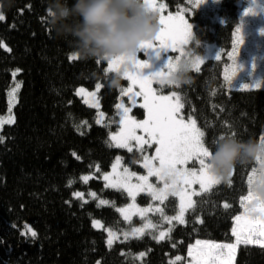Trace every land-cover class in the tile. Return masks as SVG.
<instances>
[{
	"label": "trees",
	"instance_id": "trees-1",
	"mask_svg": "<svg viewBox=\"0 0 264 264\" xmlns=\"http://www.w3.org/2000/svg\"><path fill=\"white\" fill-rule=\"evenodd\" d=\"M164 1L169 11L189 6L188 0ZM237 1L219 0L199 10L190 6L194 12L186 14L193 25L189 47L195 53L209 43L223 52L231 47L238 24ZM3 2L12 6L0 8L6 16L0 21V41L10 49L0 48V116L7 109L13 73L20 89L15 122L0 131L4 138L0 264H170L194 240L229 241L233 218L242 211L241 197L248 192V175L257 167L254 163H238L231 176L195 197L184 223L175 226L168 238L155 241L146 234L107 245L105 227L130 225L124 224L117 210L127 197L105 187L102 175L118 154L129 169L138 161L135 152L125 153L110 139L119 91L127 81L123 78L119 88H110L107 62L69 59L74 53L70 38L57 37L48 25L49 0ZM225 62V58L207 61L199 70H191L190 84L166 88L180 96L182 113L194 117L204 132V145L212 150L221 135L246 141L260 140L264 134V90H230L223 78ZM97 83L102 85L97 92L104 114L101 124L96 122V110L76 94L78 88L91 90ZM82 176L93 178L85 183ZM77 192H82V199L74 196ZM99 200L108 204L99 205ZM164 207L175 212V198H167ZM94 220L102 227H93ZM29 228L37 233L35 238ZM234 264H264V247H239Z\"/></svg>",
	"mask_w": 264,
	"mask_h": 264
},
{
	"label": "snow or ice",
	"instance_id": "snow-or-ice-1",
	"mask_svg": "<svg viewBox=\"0 0 264 264\" xmlns=\"http://www.w3.org/2000/svg\"><path fill=\"white\" fill-rule=\"evenodd\" d=\"M203 0H189L192 9L197 7ZM146 5L153 11L158 13L160 29L154 41L143 42L138 49L158 48L172 52H180L183 54L184 46L187 45L191 35L190 25L188 20L183 15L178 13L173 16L169 14L167 17L159 15L166 7L164 4H157L156 0H145ZM29 9L31 5L27 6ZM22 11V10H21ZM184 11L191 12V9ZM251 9L246 10L248 14ZM6 16L0 11V21H4ZM264 34V33H262ZM234 35L236 40L234 45L237 47L233 51L228 52L230 60L236 58L238 46L243 43L240 28L237 27ZM0 48L10 51L7 46L0 41ZM178 57L174 59L167 57L163 70L156 71L150 75H143L141 69L148 67L147 63L137 59L134 52L131 57H117L108 62L106 72L120 71L122 64L130 63L131 67L123 71V78L130 82L127 88H120L122 96H127L132 106L136 105V97H142L143 103L139 106L146 110V119L137 122L129 113L131 107H126L123 103L117 104L119 110L120 129L116 134L110 135V139L115 143L117 148H129L131 150V142L135 141L137 148L144 151V146L152 147L155 145V155L144 156L143 167L147 169V175L137 176L134 172H129L127 168L123 172L117 171L120 164V157H117L116 163L113 164L112 173L103 174V180L106 182V187L115 189H124L128 196L132 198L133 203L127 208L117 209L124 217L125 221H129L132 215H140L145 217L146 213L155 211L160 213L162 220L166 223H171L173 220L184 223V213L186 209L194 207L193 196L200 195L199 192L191 191L192 186L199 184L201 192H208L214 185L220 183V179L211 175L208 171V159L211 155L209 149L203 143L204 132L196 126V121L188 117L187 122L182 116L181 109L184 107L180 96L173 92L171 96L159 95L152 84L157 80L163 81L171 76L176 70ZM78 56L73 53L69 56L70 60L77 59ZM220 59V54L216 56ZM204 60L196 56L191 64L192 69L199 70V65ZM99 63V62H98ZM19 70H17L18 72ZM15 76L16 73H13ZM236 75V66L225 69L224 79L229 83ZM102 87L97 83V92ZM259 87V85H241V88ZM20 84L17 83L10 95V105L16 99V92L19 90ZM138 88V91H134ZM85 94L87 97L85 102L91 107H98L96 92L85 93L83 88L77 90V95ZM103 115L102 113L100 114ZM15 122L14 116L11 115V106L9 108L8 117H0V130L4 124H12ZM101 120L98 119L97 123ZM140 130L144 135H138L137 130ZM3 137L0 136V143L3 142ZM261 142H264V137H261ZM75 155V154H74ZM189 162H198L199 168L186 167ZM99 171V168H97ZM257 168H253L248 175V192L247 195L241 197V207L244 212L241 215L234 217V227L232 235L236 238L235 243H216L214 241L197 240L196 245L190 246L189 256L192 257V264H229L230 258L236 250L237 245L243 243L245 245L255 244L264 247V201L256 197L252 191V185L257 176ZM156 177L162 183V187H158L149 183V177ZM231 176V174H230ZM135 177L137 183H132V178ZM91 176H82L81 179L86 183L92 179ZM147 190L153 200L163 203L169 196H174L179 199V212L177 215L169 217L164 214V210L160 207L155 209L138 208L135 205V196L138 192ZM89 195L96 199V194L90 192ZM76 198H83L82 193H74ZM87 203V201H85ZM99 205H106L108 201L99 200ZM225 207H228L225 204ZM93 227H102L100 221L94 220ZM157 225L151 220H146L143 227H133L131 232H125V238L129 235L137 237L142 236L146 228H156ZM171 229L160 231L157 240L166 238ZM28 232L33 238L37 233L30 228ZM108 240L107 244L112 245L117 238L116 234L107 229ZM24 235L25 233H21ZM144 254L141 253V256ZM181 257L177 256L170 264H176Z\"/></svg>",
	"mask_w": 264,
	"mask_h": 264
},
{
	"label": "clouds",
	"instance_id": "clouds-1",
	"mask_svg": "<svg viewBox=\"0 0 264 264\" xmlns=\"http://www.w3.org/2000/svg\"><path fill=\"white\" fill-rule=\"evenodd\" d=\"M14 2V0H12ZM12 3L0 0V8ZM48 25L57 37L70 38L74 53L81 58L109 62L114 58H127L146 41H154L160 29L158 13L151 10L145 0H49ZM196 57L192 48L184 46L176 70L161 86L180 87L190 84L192 61ZM131 67L124 63L120 71L106 75L110 88H119L123 71ZM209 149L208 171L220 180L227 179L239 164L257 165V176L252 191L264 201V142L249 138L240 140L233 135H221Z\"/></svg>",
	"mask_w": 264,
	"mask_h": 264
},
{
	"label": "rangeland",
	"instance_id": "rangeland-1",
	"mask_svg": "<svg viewBox=\"0 0 264 264\" xmlns=\"http://www.w3.org/2000/svg\"><path fill=\"white\" fill-rule=\"evenodd\" d=\"M156 2H157V4L166 5V7L159 13V15H164L165 17H167L169 14L175 16L178 13H180L181 15H183L185 17V19L188 20V23L190 25V31H191V35H190L188 43H187V46L189 47V45L191 43V39H192V32H193L192 27H193V25L191 24V21L189 20V18L186 14L193 15L194 10H192L190 8V6H192V5L189 3L188 7L180 6L178 9H176L174 11H169V6H168L167 2H165L164 0H156ZM188 2H189V0H188ZM218 2H219V0H203L202 4L201 5L199 4L194 9L199 10L205 6L210 7V6H212ZM236 6H237V13H238L237 27L240 28L241 35L243 38V43L238 46V53H237L236 58L230 60L228 58V52L233 51L234 48L237 47L236 45H234V41L236 40V35H234V33H235V30L237 27L234 29V32H233L232 45L226 52H223V50L216 47L215 44L209 43L203 47V50L201 52L195 53L193 51V53H194V55L199 56L204 60V62L202 64H204L207 61H220L223 58H225L227 60V62H225L224 66H223V78L225 76L226 67L232 68V67L236 66V75L231 80L230 85L228 82L225 81L230 90H238V91L264 90V34H262V33H264V0H238L236 3ZM185 9H191V12L184 11ZM248 9H251V11L248 14H245L246 10H248ZM135 53H136L137 59L141 60L142 62L147 63V65H148V67L140 70L143 75H150L156 71L163 70L164 65L166 63V60H167V57H172L174 59L175 57L180 55V52H178V51L172 52L171 50L167 51L165 49H158V48L136 49ZM218 54H220L219 60L216 59V56ZM202 64L199 65V68ZM192 70H194V69H192ZM194 71H196V70H194ZM126 81H127L126 85L123 86L122 88H127L130 86V82L128 80H126ZM17 83H19V81H17L15 79V76H14L13 80H12V84H11L9 90L7 91V109H6L5 113L3 115H1L0 117L6 118L9 116L10 106H11V115L14 116L13 110H14V107L17 103V95L19 93V90L16 92V99L12 102L11 105H10V99L11 98H10L9 93L13 88H15ZM170 85L171 84L161 86L160 84L154 82L152 84V87H153V89H155L157 91V93L159 95L171 96L172 93L175 91L166 89V88L170 87ZM241 85H249V86L259 85V87L241 88ZM78 89H80V88H78ZM83 89L85 90V93L96 92V98L98 101L96 87L94 89H91V90L86 89V88H83ZM138 90H139L138 88H134V91H138ZM76 94H77V91H76ZM78 97H80L82 99V101L86 105L89 106V103L85 102V100L87 98L85 96V94L78 95ZM136 101H140L143 103V98L142 97H136ZM119 103H123L126 107H131V112L129 113V116H131L137 122H140V121H143L144 119H146V110H144L143 108L140 109L138 102H136L135 106H132L130 101L128 100V97L122 96L120 91H119L116 106ZM116 106H115V126H114L113 131L110 133V135L116 134L120 129L119 110L117 109ZM89 107L96 110V122L98 119H100L101 122L97 123V124H101L103 121V118H104V114L102 111H100L99 101H98V107H91V106H89ZM101 113L103 114L102 116L100 115ZM134 113H137V114H134ZM180 114L182 116H184L186 122H187L188 117L191 116V115L185 116L182 113V109H181ZM191 118L193 120H195L193 116H191ZM5 125H10V124H4L3 126H5ZM263 131H264V128H263ZM137 134L138 135H144V133H142L139 129L137 130ZM262 137H264V134ZM112 143L115 146V143L113 141H112ZM118 149L124 151L125 153L135 152L136 155H138L137 156L138 161L137 160L134 161L135 168L129 169L128 167L123 165L121 163V157L122 156H121V154H118V155H116V157L114 158L113 162L111 163L109 169L105 173H112V171H113L112 166L114 163H116L117 157H120V164L117 168V171L123 172V169L127 168L129 170V172H134V173H136L137 176L147 175V169H145L143 167L144 156L155 155V153H154L155 145H153L152 147H148L147 145H145L144 151L142 152L137 148L135 141H133V142H131V150H129V148H118ZM186 167H195L198 169L199 164H198V162H189V165H186ZM105 173H103V174H105ZM102 177H103V175H102ZM102 181L105 185L106 182L103 180V178H102ZM132 183H137L135 177L132 178ZM149 183H152L153 185H156L158 187L163 186L162 183L160 181H158L157 178L154 176L149 177ZM107 188L122 192L127 197L126 204L120 208H127V206L129 204L133 203L132 198L128 196V193L124 189H115V188H111V187H107ZM191 191L199 192L200 195L203 193H207V192H201L199 184L193 185ZM79 193H82V192H79ZM200 195H198V196H200ZM88 196L91 197L89 194H88ZM141 196L146 198V201L143 203L139 201V198ZM169 197H173L176 200V210L173 213H170L166 210V208L164 207L165 201L163 203H161L160 201L153 200L151 195L148 193L147 190L140 191L136 194L135 205L138 208H149V207H151L152 209H155L156 207H160L164 210L165 215L172 217V216H175L178 214L180 202H179V199L177 197H174V196H169ZM195 197H197V196H193V200ZM84 200H86V199H84ZM187 210L188 209H186V211L184 213V217H185ZM243 212H244V209L242 208V211L239 215H241ZM118 213H119L121 219L123 220L124 224L130 225V226L129 227L120 226V227H118V229H112L110 227H105L104 232L106 234V243L108 240L107 229H111L116 234L117 238L113 241V243L118 238H120L121 240H130V239L140 238L146 234L148 236H151L155 241H162V240L169 237L171 231L173 230V228L175 226L183 224V223H179L175 220H173L171 223H166L162 220L160 213L155 212V211H150V212L146 213L145 217H141L140 215H132L129 221H125L123 215L119 211H118ZM146 220H151L152 223L157 225V227L156 228H146L144 231V234L142 236L134 237V236L129 235L128 238H125V236H124L125 232L130 233L131 229L133 227H136V228L143 227ZM133 221H135V222H133ZM233 227H234V218H233L231 229H230L231 239L229 241H214V240H201V239H197V240L214 241L216 243H235L236 238L232 235V228ZM95 228H99V227H95ZM168 229H171V231L166 238L160 239V240H157L154 238L155 236L159 235L160 231H167ZM197 240L192 241L191 244L188 245L184 255H176L175 257L170 259V262L174 261L175 258L177 256H179V257H181V260L176 262V264H192V257L189 256V248H190V246L194 247L196 245ZM241 246H259V245H255V244L245 245L243 243L237 245L235 252L233 253V255L230 258L229 264L235 263V258H236L238 249ZM259 247H261V246H259Z\"/></svg>",
	"mask_w": 264,
	"mask_h": 264
},
{
	"label": "flooded vegetation",
	"instance_id": "flooded-vegetation-1",
	"mask_svg": "<svg viewBox=\"0 0 264 264\" xmlns=\"http://www.w3.org/2000/svg\"><path fill=\"white\" fill-rule=\"evenodd\" d=\"M136 102H138V105L142 104V102H140V101H136ZM139 108L142 109L141 107H139ZM154 153H155V151H154Z\"/></svg>",
	"mask_w": 264,
	"mask_h": 264
},
{
	"label": "bare ground",
	"instance_id": "bare-ground-1",
	"mask_svg": "<svg viewBox=\"0 0 264 264\" xmlns=\"http://www.w3.org/2000/svg\"><path fill=\"white\" fill-rule=\"evenodd\" d=\"M203 50V48L201 49V51Z\"/></svg>",
	"mask_w": 264,
	"mask_h": 264
}]
</instances>
